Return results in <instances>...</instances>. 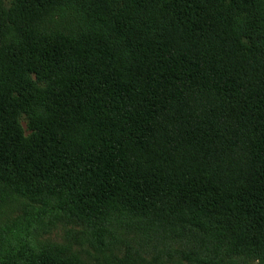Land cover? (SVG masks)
Segmentation results:
<instances>
[{
  "label": "trees",
  "instance_id": "1",
  "mask_svg": "<svg viewBox=\"0 0 264 264\" xmlns=\"http://www.w3.org/2000/svg\"><path fill=\"white\" fill-rule=\"evenodd\" d=\"M0 196L95 235L138 212L201 229L213 264L264 260V0L0 5ZM0 264L81 263L26 231Z\"/></svg>",
  "mask_w": 264,
  "mask_h": 264
},
{
  "label": "rangeland",
  "instance_id": "2",
  "mask_svg": "<svg viewBox=\"0 0 264 264\" xmlns=\"http://www.w3.org/2000/svg\"><path fill=\"white\" fill-rule=\"evenodd\" d=\"M7 3L8 0H0L1 6ZM59 20L60 25H70L66 17ZM21 124L26 127L25 118H21ZM21 200L0 196V255L16 237L27 231L33 242L53 245L56 251L81 264H186L190 258L208 259L213 264L205 254H200L205 234L199 228L189 227L182 231L169 228L163 232L157 223L142 219L138 212L123 211L102 235H95L85 230L86 225L66 216L44 220L41 214L22 213ZM27 221L30 222L28 229ZM210 246L208 242L207 247ZM231 249L234 251L213 249L214 261L218 264H264V260L248 250Z\"/></svg>",
  "mask_w": 264,
  "mask_h": 264
}]
</instances>
